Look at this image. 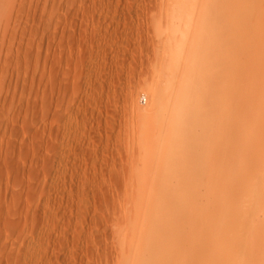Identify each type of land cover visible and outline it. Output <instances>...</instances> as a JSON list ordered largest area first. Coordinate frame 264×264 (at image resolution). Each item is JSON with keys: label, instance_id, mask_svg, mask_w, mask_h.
<instances>
[{"label": "rangeland", "instance_id": "obj_1", "mask_svg": "<svg viewBox=\"0 0 264 264\" xmlns=\"http://www.w3.org/2000/svg\"><path fill=\"white\" fill-rule=\"evenodd\" d=\"M179 1L0 0V264L260 255L264 0ZM173 81L208 120L164 155L154 91Z\"/></svg>", "mask_w": 264, "mask_h": 264}, {"label": "bare ground", "instance_id": "obj_2", "mask_svg": "<svg viewBox=\"0 0 264 264\" xmlns=\"http://www.w3.org/2000/svg\"><path fill=\"white\" fill-rule=\"evenodd\" d=\"M183 1V0H182ZM181 1V2H182ZM187 0H185V2H186ZM188 1H190V0H188ZM187 1V2H188ZM193 1H195L196 2V0H193ZM180 2V1H179ZM180 2V3H181ZM184 2V1H183ZM191 2H192V0H191ZM197 2H198V0H197ZM190 3V2H189ZM194 4V3H193ZM208 4V3H207ZM184 5H186V4H184ZM189 6V5H188ZM179 7V6H178ZM185 7V6H184ZM184 7H182V8H184ZM212 8V7H211ZM218 8V7H217ZM205 10V9H204ZM216 10V9H215ZM179 11V10H178ZM185 11V10H184ZM188 11V10H187ZM191 11V10H190ZM210 11V10H209ZM208 11V12H209ZM180 12V11H179ZM194 12V11H193ZM192 12V13H193ZM217 12V11H216ZM184 13V12H183ZM214 13V12H213ZM212 14V13H211ZM192 15V14H191ZM213 15V14H212ZM183 16V15H182ZM205 17V16H204ZM203 17V18H204ZM183 18V17H182ZM185 19V18H184ZM187 19V18H186ZM191 20V19H190ZM189 21V20H188ZM187 22V21H186ZM205 22V21H204ZM218 22V21H217ZM206 23V22H205ZM219 24V23H218ZM190 25V24H189ZM207 25V24H206ZM187 26H188V24H187ZM191 27H192V25H191ZM203 27V26H202ZM208 26H206V28H207ZM217 27H219V26H217ZM222 28H223V26H222ZM189 29V28H188ZM191 29V28H190ZM214 28H212L211 30H213ZM216 29H218V28H216ZM215 29V30H216ZM181 31V30H180ZM186 31H187V29H186ZM189 31V30H188ZM202 31V30H201ZM217 31V30H216ZM220 31H221V29H220ZM181 33V32H180ZM184 34V33H183ZM214 35V34H213ZM219 35V34H218ZM183 36V35H182ZM199 36H202L200 39L202 40V41H204V43L205 42H209V40H210V38H212V31H210V29H209V31H206V30H203L202 32H200L199 33ZM181 38H183V37H181ZM179 39V38H178ZM179 41V40H178ZM200 41V40H199ZM203 43V44H204ZM189 44V43H188ZM200 44V43H199ZM202 44V43H201ZM202 44V45H203ZM209 44V43H208ZM180 46V45H179ZM199 48V47H198ZM187 51V50H186ZM205 51V50H204ZM211 56V55H210ZM213 56H214V54H213ZM184 58V57H183ZM214 60V59H213ZM216 60V59H215ZM226 61V60H225ZM174 62V61H173ZM213 62V61H212ZM228 63V62H227ZM213 64V63H212ZM177 65V64H176ZM178 67V66H177ZM181 68V67H180ZM204 69V68H203ZM192 71V70H191ZM181 72V71H180ZM203 72V71H202ZM198 74V73H197ZM182 75H180V77H181ZM201 76V75H200ZM198 77V76H197ZM207 77V76H206ZM181 79V78H180ZM185 80V79H184ZM188 80V79H187ZM191 80V79H190ZM217 80V79H216ZM180 81V80H179ZM186 81V80H185ZM181 82V81H180ZM180 82H178L177 81V83H176V81H173L171 84H172V86L169 84V87H167V88H170V90H168V92H167V94L165 95V93H166V90H165V92H164V95L165 96H163V91H162V93H156L155 91H154V93H155V98H156V101L157 102H161V101H163V106L161 105V110H159L158 112H159V114H157L156 116L157 117H155L156 119H157V125L154 127V129H155V134H154V136H155V138L153 139V141L155 142V146H156V148H157V145H158V149L159 150H161V148H162V150H163V153H164V155H168V154H171V152H174L175 153V147H173L172 145L170 146V144L168 145V141L169 140H171L172 138H174V137H176V136H181V134H182V132H183V129H185V128H188L187 126H189V125H192L193 123H195V122H200L201 121V119L204 117V119H205V121L206 120H208V118L206 119L205 117H206V115H204V109H202V107H201V109L202 110H198L196 107V109L198 110V111H193V110H189L188 108H183V107H187V106H189V103L190 102H193V104H194V101L196 100H198L197 99V96L194 94V92H195V90H193V88H192V86L191 87H186V88H183V87H181V86H179L180 84H178V83H180ZM205 82V81H204ZM203 83V82H202ZM191 84V83H190ZM199 84V83H198ZM197 84V85H198ZM211 84H213V83H211ZM185 85V84H184ZM192 85L193 86H196V85H194L193 83H192ZM205 85V84H204ZM171 86V87H170ZM199 86V85H198ZM209 86V85H208ZM214 86V85H213ZM197 87V86H196ZM200 87V86H199ZM198 88V87H197ZM218 88V87H217ZM201 90V89H200ZM200 90H198V91H200ZM219 91V90H218ZM211 92V91H210ZM225 95V94H224ZM211 96V95H210ZM213 96V95H212ZM223 96V95H222ZM215 97V96H214ZM219 97V96H218ZM225 98V97H224ZM147 99V98H146ZM217 99V98H216ZM216 99H215V102H216ZM201 100H202V98H201ZM204 100V99H203ZM153 102H155L154 100H152ZM209 101V100H208ZM211 101H212V99H211ZM211 101H209L210 103H211ZM224 101V100H223ZM214 102V101H213ZM215 102H214V105H215ZM158 103V104H159ZM196 103H198V105H200V106H202V104H204L202 101H200V100H198ZM219 103V102H218ZM191 104V103H190ZM207 104H208V102H207ZM158 106V105H157ZM208 106H210V105H208ZM203 107H204V105H203ZM217 107V106H216ZM206 108V107H205ZM214 108V107H213ZM153 109V108H152ZM151 109V110H152ZM210 109V108H209ZM195 110V109H194ZM212 110H214V109H212ZM157 111V110H156ZM206 111V110H205ZM210 112V111H209ZM212 113H215V112H212ZM208 114V113H207ZM216 114V113H215ZM204 115V116H203ZM208 115H210V114H208ZM208 117V116H207ZM214 117V116H213ZM152 122V121H151ZM154 123V122H153ZM203 123H204V121H203ZM150 125V124H149ZM154 125V124H153ZM198 125H199V123H198ZM210 125V124H209ZM195 126V125H194ZM199 126H203V125H199ZM153 129V130H154ZM210 129V128H209ZM150 130H151V128H150ZM149 130V131H150ZM189 130V129H188ZM186 131V130H185ZM154 132H152V133H154ZM151 133V132H150ZM198 134V133H197ZM149 135V134H148ZM199 135V134H198ZM204 134H202V136H203ZM217 135V134H216ZM186 136V135H185ZM184 136V137H185ZM196 136V135H195ZM152 137V136H151ZM197 137V136H196ZM206 137V135H204V138ZM218 137V136H217ZM196 139V138H195ZM198 139V138H197ZM208 140H209V138H208ZM210 140H211V138H210ZM173 141H174V139H173ZM173 141H172V143H173ZM205 141V140H204ZM170 142V141H169ZM202 142V141H201ZM205 142H207V140L205 141ZM197 143H199V142H197ZM197 143H195V145L197 144ZM193 144V143H192ZM202 144V143H201ZM201 144H197V147L195 148L196 150L197 149H201V147H200V145ZM227 144V143H226ZM203 145V144H202ZM201 145V146H202ZM228 145V144H227ZM149 146H150V143H149ZM152 146V145H151ZM178 145H176V147H177ZM181 146V145H180ZM204 146H206V145H204ZM148 147V146H147ZM178 148V147H177ZM180 148V147H179ZM178 148V149H179ZM210 148V147H209ZM208 148V149H209ZM194 149V148H193ZM214 150V149H213ZM152 151V150H151ZM177 151V150H176ZM181 151H182V149H181ZM198 151V150H197ZM153 152V151H152ZM201 152H202V150H201ZM206 152V151H205ZM205 152H203V153H205ZM161 153H162V151H161ZM209 153H210V149H209ZM192 154H193V152H192ZM195 156L197 155V160H199V158L201 157V158H203V156H201L202 154L199 152V153H196V151H195ZM206 154H207V152H206ZM173 155V154H172ZM171 155V156H172ZM204 155V154H203ZM212 155V154H211ZM159 156V155H158ZM210 156V155H209ZM226 156V155H225ZM151 157H153V156H151ZM170 156H168L167 158H169ZM193 157V156H192ZM206 157V155L204 156V158ZM171 158V157H170ZM204 158H203V161H204ZM206 158H209V157H206ZM232 158V157H231ZM178 159V158H177ZM210 159H212V158H210ZM230 159V158H229ZM196 160V161H197ZM202 160V159H201ZM210 161V160H209ZM151 162V161H150ZM198 162V161H197ZM196 162V163H197ZM201 163H202V161H200ZM230 162V161H229ZM158 163V162H157ZM205 163V162H204ZM211 164V163H210ZM220 164V163H219ZM157 166V165H156ZM192 166V165H191ZM199 166V165H198ZM229 166V165H228ZM158 167V166H157ZM202 167V166H201ZM188 168H189V166H188ZM199 168V167H198ZM207 168V167H206ZM216 168V167H215ZM202 171H201V174L203 173V169H201ZM167 171H168V169H167ZM167 171H166V173H167ZM156 172V171H155ZM163 172V171H162ZM215 173V172H214ZM168 175V174H167ZM179 176V175H178ZM162 178V177H161ZM186 182V181H185ZM164 183V182H163ZM180 185V184H179ZM168 186V185H167ZM188 188V187H187ZM176 189V188H175ZM254 208V207H253ZM257 209V208H256ZM255 210H253L252 212H254ZM251 213V212H250ZM249 216H251V215H249ZM254 216V215H253ZM254 230V229H253ZM258 230V229H257ZM261 230H263L264 231V229H261ZM255 231V230H254ZM258 232V231H257ZM257 232H255V234H258ZM258 236H259V234H258ZM254 237V236H253ZM256 237V236H255ZM260 237V236H259ZM250 243V242H249ZM239 244H241V242L239 243ZM254 244V243H253ZM242 246L244 247V256H247V261H245L246 263L245 264H264V247H261L260 248V251H259V256H256V255H254L253 253V251L252 250H254L253 249V247H251L252 248V250H251V248H249L250 247V245H248V243H246V242H243V244H242ZM241 246V247H242ZM252 246V245H251ZM240 247V246H239ZM242 247V248H243ZM258 249V248H257ZM242 250V249H241ZM246 254V255H245ZM232 256V255H231ZM245 259V260H246ZM249 259V260H248ZM248 261H249V263H248ZM239 262V261H238ZM236 264H238L237 262H236ZM239 264H244L243 262H239Z\"/></svg>", "mask_w": 264, "mask_h": 264}]
</instances>
